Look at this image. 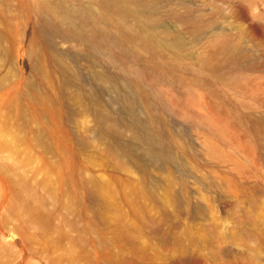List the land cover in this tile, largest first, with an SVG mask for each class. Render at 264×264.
Wrapping results in <instances>:
<instances>
[{"label":"rangeland","instance_id":"374dc122","mask_svg":"<svg viewBox=\"0 0 264 264\" xmlns=\"http://www.w3.org/2000/svg\"><path fill=\"white\" fill-rule=\"evenodd\" d=\"M137 2L179 44L45 42L27 2L0 0V264H264V0ZM88 95L151 119L173 160L120 125L137 166Z\"/></svg>","mask_w":264,"mask_h":264},{"label":"bare ground","instance_id":"6f19581e","mask_svg":"<svg viewBox=\"0 0 264 264\" xmlns=\"http://www.w3.org/2000/svg\"><path fill=\"white\" fill-rule=\"evenodd\" d=\"M24 1L28 3L29 12L36 18L39 32L45 33L43 40L45 42H51L56 37L64 41L78 39L87 41L97 49L99 43L102 42L108 51L113 48H119L137 58H139L141 53L145 52H149L151 57H153L157 54V50L160 47L171 49L179 44L177 41H169L159 36L154 28L143 20L142 11L137 0H75L77 2L76 4L74 3L75 5L71 4L72 2L69 4L68 0ZM109 25L118 33V37L116 36L118 39L110 37L109 33L111 30L106 29ZM52 59L63 72H66L67 82H73L74 75L63 59L56 54L52 55ZM107 59L110 62L114 61L111 54L107 55ZM134 74L138 76L139 71L136 70ZM94 78L99 82H105L104 78L98 75H95ZM110 86L114 89L117 88L116 84H111ZM140 94L143 96L141 92ZM88 101L90 108L95 110L102 120H110L109 123H101V133L118 143L120 152L128 154L137 166L144 168L138 158L131 153L132 150L129 144L121 140L120 125H124L129 129V140L132 139L144 143L140 150L141 152H139L144 158H148L151 161H160L163 164H168L173 160L171 154H166L159 148L156 149V147L154 149L155 137L151 130L153 128L151 119L146 118L142 122L135 115L132 107L123 103L121 106L132 118V120L124 122L123 118H117L115 113L102 107L93 95H88ZM143 104L148 107L147 103L143 102Z\"/></svg>","mask_w":264,"mask_h":264}]
</instances>
